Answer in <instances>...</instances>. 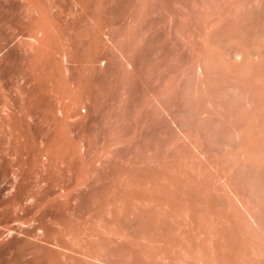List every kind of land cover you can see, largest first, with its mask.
<instances>
[{
  "label": "rangeland",
  "instance_id": "374dc122",
  "mask_svg": "<svg viewBox=\"0 0 264 264\" xmlns=\"http://www.w3.org/2000/svg\"><path fill=\"white\" fill-rule=\"evenodd\" d=\"M263 14L0 0V264H264Z\"/></svg>",
  "mask_w": 264,
  "mask_h": 264
},
{
  "label": "bare ground",
  "instance_id": "6f19581e",
  "mask_svg": "<svg viewBox=\"0 0 264 264\" xmlns=\"http://www.w3.org/2000/svg\"><path fill=\"white\" fill-rule=\"evenodd\" d=\"M263 17H264V14H263ZM263 21H264V20H263ZM261 27H262V26H261ZM261 27H260V28H261ZM258 29H259V28H258ZM259 30H260V31H259ZM259 30H257V31H258L257 33H258L259 36H257V34H256L255 36H257V39H256V40H258V38H259V40H258L257 42L260 41V42H259L260 45H259L258 48H261V51H260V50H259V51H260L261 53H263V52H264V26H263L261 29H259ZM255 33H256V32H255ZM248 47H249V46H248ZM249 48H250V47H249ZM250 50H251V49H250ZM262 50H263V51H262ZM252 51H253V50H252ZM247 53H249V50H248ZM252 53H253V52H252ZM249 54H251V53H249ZM251 55H253V54H251ZM251 55H250V56H251ZM248 56H249V55L247 54V58H248ZM254 56H255V55H254ZM254 56H251V57L253 58ZM249 59H250V58H249ZM254 59H255V58H254ZM248 61H249V60H248ZM248 61H247V62H248ZM252 61H253V60H252ZM245 62H246V61H245ZM245 62H244V63H245ZM249 63H250V62H249ZM249 63H248V64H249ZM248 64H247V65H248ZM251 64H252V62H251ZM253 65H254V64H253ZM255 65H256V64H255ZM255 65H254V66H255ZM256 66H257V65H256ZM259 66H260V65H259ZM247 67H248V66H247ZM245 68H246V67H245ZM262 68H263V67H262ZM256 69H257V68H256ZM243 70H244V69H243ZM245 70H247V69H245ZM249 70H250V69L248 68V71H249ZM262 70H263V69H262ZM262 70H260V71H262ZM257 71H259V70H257ZM260 71H259V72H260ZM246 72H247V71H246ZM251 73L253 74V72H250L249 74L247 73V74L249 75V76L247 75L249 81H248L247 78H245V79H247V81H248L250 84H251V81H250V80H251V78H250V74H251ZM254 73H256V71H255ZM259 74H261V73H259ZM255 75H256V74H255ZM252 76H254V75H252ZM261 76H262V75H261ZM259 77H260V75H259ZM260 78H261V80H262V79H263V76L260 77ZM254 79H255V78H254ZM254 81H255V80H254ZM256 81H257V79H256ZM258 81H260V80H258ZM258 81H257V82H258ZM248 82H246V83H248ZM257 82H256V83H257ZM261 82H262V81H261ZM261 82H260V83H261ZM253 83H254V82H253ZM256 83H255V84H256ZM258 83H259V82H258ZM258 83H257V84H258ZM260 83H259V84H260ZM263 83H264V81H263ZM244 84H245V83H244ZM257 84H256V85H257ZM244 86H246V85H244ZM252 87H253V86H252ZM252 87H250V90H251ZM261 87H262V86H261ZM245 88H246V87H245ZM263 88H264V87H263ZM248 89H249V88H248ZM258 89H259V88H258ZM250 90H247V92H246L247 95H245V96H248V92H249ZM259 90H260V89H259ZM244 91H245V90H244ZM261 91H262V90H261ZM258 92H260V91H258ZM258 92H257V93H258ZM262 92H263V91H262ZM253 93H254V92H253ZM251 94H252V93H251ZM251 94H250V95H251ZM254 94H255V93H254ZM259 94H260V93H259ZM245 96H244V98H245ZM248 97H249V96H248ZM248 97H247V98H248ZM247 98H246V99H247ZM259 98H260V99H261V98L263 99V97H259ZM246 99L244 100V101L247 102V103H246V106H247V107H250L249 109L252 110L251 106H252V107L255 106V105H256V102H255L254 105L252 104V105L250 106V104H251V103H250V100H251V101H254V100H252V97H251V99H250V97H249L248 100H246ZM255 99H256V98H255ZM257 103H258V102H257ZM259 104H260V103H259ZM244 105H245V102H244ZM258 106H259V105H258ZM255 107H256V106H255ZM249 109L246 108L245 110H248V111L250 112ZM246 112H247V111H246ZM247 113H248V112H247Z\"/></svg>",
  "mask_w": 264,
  "mask_h": 264
}]
</instances>
